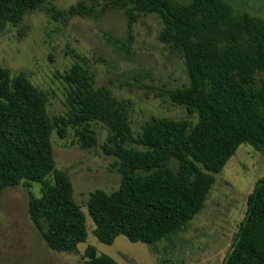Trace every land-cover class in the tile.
Listing matches in <instances>:
<instances>
[{
	"label": "trees",
	"instance_id": "1",
	"mask_svg": "<svg viewBox=\"0 0 264 264\" xmlns=\"http://www.w3.org/2000/svg\"><path fill=\"white\" fill-rule=\"evenodd\" d=\"M46 2L0 0V34ZM117 10L127 18V37L108 36V41L125 52L143 15L161 18L160 40L183 56L190 81L171 91L169 99L196 120L153 117L136 137L130 102L97 87L79 63L61 76L69 86L66 113L51 116L46 93L0 63V195L22 184H41V195L29 201V215L58 253L76 252L89 233L69 174L55 166V131L64 139L73 130L81 148L93 149V124L108 128L102 149L116 159L113 168L121 182L112 193L91 195L87 210L94 235L107 245L124 235L156 253L161 243L174 247V238L204 210L216 175L239 147L264 150V19L237 12L226 0H95L60 14L99 20ZM84 259L85 264H122L90 246ZM224 264H264V176L248 197Z\"/></svg>",
	"mask_w": 264,
	"mask_h": 264
},
{
	"label": "rangeland",
	"instance_id": "2",
	"mask_svg": "<svg viewBox=\"0 0 264 264\" xmlns=\"http://www.w3.org/2000/svg\"><path fill=\"white\" fill-rule=\"evenodd\" d=\"M188 2L189 0H179ZM237 12L264 19V0H226ZM95 0H47L23 22L9 25L0 34V63L12 76L24 74L47 95L51 116L67 111L68 84L61 77L75 63L87 68L97 87L111 89L113 96L131 104V126L137 137L153 117L180 120L192 118L184 107L173 104L171 91L189 84L183 56L160 40L158 15H143L132 30L130 52L108 41V36L126 39L123 11L102 19L62 16L72 6ZM55 11H51L54 10ZM97 147L81 148L71 130L64 139L52 135L56 168L66 171L74 186V198L86 215L88 239L74 253L51 250L29 215V201L40 196L42 185L22 184L0 195V264H85L87 247L122 264H224L225 257L244 219L248 197L264 176V150L244 144L216 175L207 205L191 220L184 232L170 242L152 246L131 243L120 235L107 245L94 235L95 224L87 210L97 190L116 191L121 176L113 168L116 159L103 152L107 127L94 123ZM170 254H175L170 260Z\"/></svg>",
	"mask_w": 264,
	"mask_h": 264
}]
</instances>
